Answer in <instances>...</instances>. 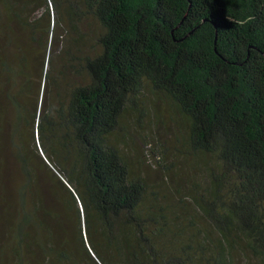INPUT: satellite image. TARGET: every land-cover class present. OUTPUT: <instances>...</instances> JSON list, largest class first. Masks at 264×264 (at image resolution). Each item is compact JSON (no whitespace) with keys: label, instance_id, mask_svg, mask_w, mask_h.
Listing matches in <instances>:
<instances>
[{"label":"trees","instance_id":"obj_1","mask_svg":"<svg viewBox=\"0 0 264 264\" xmlns=\"http://www.w3.org/2000/svg\"><path fill=\"white\" fill-rule=\"evenodd\" d=\"M0 264H264V0H0Z\"/></svg>","mask_w":264,"mask_h":264},{"label":"rangeland","instance_id":"obj_2","mask_svg":"<svg viewBox=\"0 0 264 264\" xmlns=\"http://www.w3.org/2000/svg\"><path fill=\"white\" fill-rule=\"evenodd\" d=\"M151 101V105L148 106L150 116L142 117V123L132 124L135 138L138 144L147 150L148 155L155 156L154 159L163 158V155L175 158L173 146L178 142L177 139L183 130L182 120L180 117L175 121L170 119L168 112L162 114L160 106L164 104L161 100ZM152 162L154 163L153 160Z\"/></svg>","mask_w":264,"mask_h":264}]
</instances>
